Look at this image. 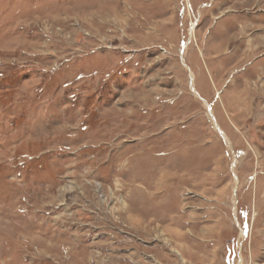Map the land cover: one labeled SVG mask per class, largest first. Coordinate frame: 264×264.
Returning a JSON list of instances; mask_svg holds the SVG:
<instances>
[{"label": "rangeland", "instance_id": "374dc122", "mask_svg": "<svg viewBox=\"0 0 264 264\" xmlns=\"http://www.w3.org/2000/svg\"><path fill=\"white\" fill-rule=\"evenodd\" d=\"M0 264H264V0H0Z\"/></svg>", "mask_w": 264, "mask_h": 264}, {"label": "bare ground", "instance_id": "6f19581e", "mask_svg": "<svg viewBox=\"0 0 264 264\" xmlns=\"http://www.w3.org/2000/svg\"><path fill=\"white\" fill-rule=\"evenodd\" d=\"M191 27H193V25L191 26ZM191 30V29H190ZM192 32V31H191Z\"/></svg>", "mask_w": 264, "mask_h": 264}]
</instances>
